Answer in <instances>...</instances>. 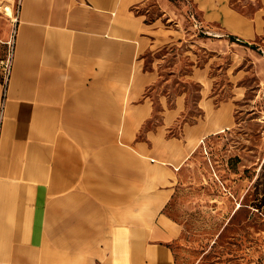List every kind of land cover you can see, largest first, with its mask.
Wrapping results in <instances>:
<instances>
[{"label":"crops","instance_id":"obj_1","mask_svg":"<svg viewBox=\"0 0 264 264\" xmlns=\"http://www.w3.org/2000/svg\"><path fill=\"white\" fill-rule=\"evenodd\" d=\"M144 1L22 0L3 99L0 84V264H176L169 244L180 226L164 211L169 192L148 194L146 184L150 169L178 167L191 147L163 135L177 101L145 127L153 77L135 56L162 33L150 39L134 13ZM118 84L127 88L122 107H102L121 100L102 94ZM207 108L184 125L189 137L214 120L224 128L221 107ZM86 132L118 140L86 150ZM134 196L145 203H125Z\"/></svg>","mask_w":264,"mask_h":264},{"label":"rangeland","instance_id":"obj_2","mask_svg":"<svg viewBox=\"0 0 264 264\" xmlns=\"http://www.w3.org/2000/svg\"><path fill=\"white\" fill-rule=\"evenodd\" d=\"M136 10L150 39L162 33L135 56L153 77L143 94L153 107L145 127L177 101L180 113L163 135L191 147L178 167L150 169L146 184L148 194L169 192L164 211L180 226L169 244L175 263L264 264V0H146ZM21 14L22 0H0V58L11 62L10 77ZM126 89L103 86L104 96L121 100L102 99V107L121 108ZM210 107L224 111L221 131L214 120L202 136L183 132ZM116 135L86 132L79 141L87 150Z\"/></svg>","mask_w":264,"mask_h":264},{"label":"built area","instance_id":"obj_3","mask_svg":"<svg viewBox=\"0 0 264 264\" xmlns=\"http://www.w3.org/2000/svg\"><path fill=\"white\" fill-rule=\"evenodd\" d=\"M11 72V62L8 58H0V84L2 88V99L5 96V91L8 85V80Z\"/></svg>","mask_w":264,"mask_h":264},{"label":"bare ground","instance_id":"obj_4","mask_svg":"<svg viewBox=\"0 0 264 264\" xmlns=\"http://www.w3.org/2000/svg\"><path fill=\"white\" fill-rule=\"evenodd\" d=\"M220 131H221V129H220Z\"/></svg>","mask_w":264,"mask_h":264}]
</instances>
